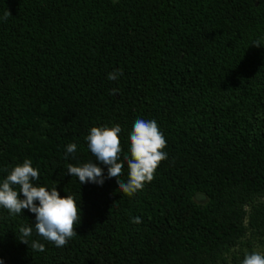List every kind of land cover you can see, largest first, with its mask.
I'll return each instance as SVG.
<instances>
[{
  "label": "trees",
  "instance_id": "trees-1",
  "mask_svg": "<svg viewBox=\"0 0 264 264\" xmlns=\"http://www.w3.org/2000/svg\"><path fill=\"white\" fill-rule=\"evenodd\" d=\"M262 37L264 0H0V181L31 159L34 183L81 209L64 247L33 230L40 252L19 240L35 215L0 208L3 264H241L264 254V45H252ZM116 69L123 75L109 80ZM137 119L157 121L168 158L129 197L85 137L119 124L122 159ZM92 160L103 186L66 173Z\"/></svg>",
  "mask_w": 264,
  "mask_h": 264
},
{
  "label": "clouds",
  "instance_id": "clouds-1",
  "mask_svg": "<svg viewBox=\"0 0 264 264\" xmlns=\"http://www.w3.org/2000/svg\"><path fill=\"white\" fill-rule=\"evenodd\" d=\"M10 11L4 13L6 20ZM252 45H264V37L253 41ZM123 75V69H116L108 74L111 81ZM113 89V94L116 93ZM119 124L112 127L93 126L85 137L87 147L94 159L107 167V179H115L118 189L131 197L142 191L147 183L154 179V173L160 163L168 158L166 139L160 131L156 120L137 119L129 133L130 147L128 154L123 155ZM77 144L70 143L66 147L65 159L72 154L75 159ZM127 165V180L121 179ZM67 174L78 178L80 184L95 183L103 186L105 182L104 169L93 160L80 165L67 164ZM6 178L0 181V208L6 209L12 216L28 210L35 215L34 226H21L20 242L27 244L33 251H45V245L38 240L29 242L35 230L36 235L43 240L54 243L57 248L67 245L69 240L77 235L75 226L81 222V209L74 196H61L57 187L48 190L34 182L40 180L38 168H34L31 159L16 164L11 169H5ZM21 194L23 198H21ZM133 224L142 223L141 217H133ZM0 264L3 261L0 260ZM241 264H264V254L259 251L245 253Z\"/></svg>",
  "mask_w": 264,
  "mask_h": 264
}]
</instances>
